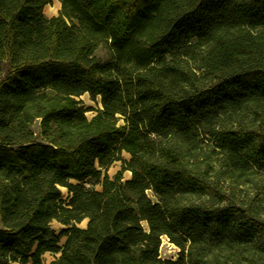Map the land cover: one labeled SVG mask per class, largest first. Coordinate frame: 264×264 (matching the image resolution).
<instances>
[{
    "label": "trees",
    "instance_id": "1",
    "mask_svg": "<svg viewBox=\"0 0 264 264\" xmlns=\"http://www.w3.org/2000/svg\"><path fill=\"white\" fill-rule=\"evenodd\" d=\"M48 3L0 0V264H264V0Z\"/></svg>",
    "mask_w": 264,
    "mask_h": 264
},
{
    "label": "rangeland",
    "instance_id": "2",
    "mask_svg": "<svg viewBox=\"0 0 264 264\" xmlns=\"http://www.w3.org/2000/svg\"><path fill=\"white\" fill-rule=\"evenodd\" d=\"M49 3L46 5V7L44 8V16L47 19H50L52 17H56L59 14L61 5H60V0H48ZM102 59H106V53L104 50H99L97 53ZM78 100L81 101L82 105L84 106V108L87 110V112L85 113L86 117L88 119H91L94 114L95 111H88L90 109H97L100 108V105L96 102H93L90 100L88 95H84L82 97H80ZM39 120H36L34 122L33 125V131L35 134L39 133ZM124 159L129 160V156L127 154H123ZM121 169V164L119 162H116L114 165H112L108 171L107 174L110 178H112L117 172H119ZM130 179V173L129 172H124L123 173V180L126 181ZM95 190H100L101 187L100 186H94ZM64 193V197L63 199H66V191L63 190ZM149 196L151 197V194L148 193ZM86 225V221L82 222L81 224L77 225L81 228H84ZM146 228V225H143ZM52 228L56 231V233L58 234L62 229H64L63 226H61L58 223H52ZM177 253H178V248L175 247L173 244H171L167 238L163 237L162 238V244L160 247V255L163 259H167V260H176L177 258ZM55 258L54 255L47 253L44 254L42 256V260L44 264H48L50 261H52Z\"/></svg>",
    "mask_w": 264,
    "mask_h": 264
}]
</instances>
